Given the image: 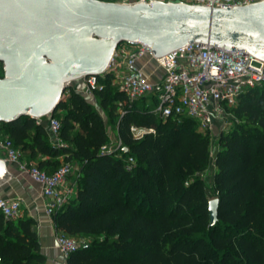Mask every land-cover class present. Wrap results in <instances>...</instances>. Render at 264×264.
Instances as JSON below:
<instances>
[{"label": "trees", "instance_id": "trees-1", "mask_svg": "<svg viewBox=\"0 0 264 264\" xmlns=\"http://www.w3.org/2000/svg\"><path fill=\"white\" fill-rule=\"evenodd\" d=\"M99 81L98 104L128 152L103 150L107 122L73 86L53 112L64 146L52 144L47 124L30 115L0 122V136L28 162L48 172L63 162L78 166L75 195L52 217L58 231L93 239L67 263L264 264V84L240 96L234 125L220 132L210 197L201 176L211 162L210 133L188 116L159 119L146 99L128 100L110 74ZM132 126L154 131L136 138ZM212 198L219 199L215 224ZM46 261L33 219L5 218L0 210V264Z\"/></svg>", "mask_w": 264, "mask_h": 264}, {"label": "water", "instance_id": "water-1", "mask_svg": "<svg viewBox=\"0 0 264 264\" xmlns=\"http://www.w3.org/2000/svg\"><path fill=\"white\" fill-rule=\"evenodd\" d=\"M193 41L236 47L264 61V0L221 8L162 0H0V122L53 113L69 82L105 73L123 42L147 44L161 56ZM9 176L0 158V186ZM218 205V198L210 200L211 224Z\"/></svg>", "mask_w": 264, "mask_h": 264}, {"label": "built area", "instance_id": "built-area-1", "mask_svg": "<svg viewBox=\"0 0 264 264\" xmlns=\"http://www.w3.org/2000/svg\"><path fill=\"white\" fill-rule=\"evenodd\" d=\"M124 4L154 0H113ZM189 4H202L221 8L222 4L239 6L260 0H162ZM155 64L164 72L161 79L153 81L146 74L140 60ZM110 74L112 83L126 95L130 101L146 99L151 103V111L161 120L170 116H188L197 120L199 126L208 131L212 141L216 142L220 132L230 128L229 121L240 96L249 88L264 84V61L243 51L224 49V46L199 41L188 42L164 55L153 54L149 45L141 42H123L105 71L100 75L83 77L84 87L76 89L96 105L95 91L101 88L99 76ZM67 88V90H68ZM65 93H68V91ZM64 93V98L66 97ZM37 122L47 124L51 143L61 147L66 143L61 137V121L53 113L36 117ZM136 138H141L153 128L132 126ZM123 148L122 140L115 135L103 150L119 152ZM0 158L16 163L21 171L28 173L42 186V194L48 198L45 211L49 216L59 210L76 191L77 164L63 162L55 171L48 172L37 164L28 162L23 151L14 145L8 136H0ZM135 160L128 156L127 167L131 169ZM0 210L5 218L21 216V200L0 194ZM58 250L67 261L72 251L83 245L79 240L63 232L56 237Z\"/></svg>", "mask_w": 264, "mask_h": 264}, {"label": "crops", "instance_id": "crops-1", "mask_svg": "<svg viewBox=\"0 0 264 264\" xmlns=\"http://www.w3.org/2000/svg\"><path fill=\"white\" fill-rule=\"evenodd\" d=\"M139 63L151 80L156 81L162 78L163 70L147 61L146 58L140 60ZM40 158H45V156H40ZM60 160L63 161L62 158ZM6 162L10 176L0 186V194L21 200V216L33 219V227L38 232L40 250L47 258L45 264H68L58 250L56 237L60 231L57 230L53 217L45 211L48 198L42 194L41 184L34 181L28 173L21 171L16 163ZM75 193L76 191L73 196Z\"/></svg>", "mask_w": 264, "mask_h": 264}, {"label": "rangeland", "instance_id": "rangeland-1", "mask_svg": "<svg viewBox=\"0 0 264 264\" xmlns=\"http://www.w3.org/2000/svg\"><path fill=\"white\" fill-rule=\"evenodd\" d=\"M0 74L3 75V63H1V62H0ZM73 86L76 87L77 89H82L84 87V80L82 78L77 79V80H74L73 81ZM66 95H67V93H65V96ZM95 107L97 109H99V111L103 115L104 119L106 120L107 125H108L109 134L111 136V139H114L115 138V134L113 133L114 123L109 121V117H108L107 110L101 109L100 106H99V104H98V101H97V104L95 105ZM234 121H235V118H234V114H233L231 120L229 121V126L230 127H232L234 125ZM197 127H198L199 130H203V128H201L200 126H197ZM216 146H217V142L214 139L212 141L211 162L206 167V169L201 173V176L205 180L206 188L208 190V193H209L210 197H213L215 195V192H214V184H213V175H214V172H215V170H214L215 169V165H214V153H215V150L217 148ZM77 169H78V166L76 167V170ZM73 237H76L79 240H86V241L87 240H90L91 241L93 239V237H91V238H87V237H77V236H73Z\"/></svg>", "mask_w": 264, "mask_h": 264}]
</instances>
